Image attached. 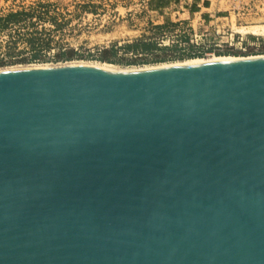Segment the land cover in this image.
Masks as SVG:
<instances>
[{
    "label": "water",
    "instance_id": "water-1",
    "mask_svg": "<svg viewBox=\"0 0 264 264\" xmlns=\"http://www.w3.org/2000/svg\"><path fill=\"white\" fill-rule=\"evenodd\" d=\"M0 264H264V55L0 69Z\"/></svg>",
    "mask_w": 264,
    "mask_h": 264
},
{
    "label": "rangeland",
    "instance_id": "rangeland-1",
    "mask_svg": "<svg viewBox=\"0 0 264 264\" xmlns=\"http://www.w3.org/2000/svg\"><path fill=\"white\" fill-rule=\"evenodd\" d=\"M192 2L150 0L144 8L136 0H0L3 18L30 13L1 22L0 69L75 62L128 69L264 55V35L246 32L264 26V0H210L213 16L189 14Z\"/></svg>",
    "mask_w": 264,
    "mask_h": 264
},
{
    "label": "bare ground",
    "instance_id": "bare-ground-1",
    "mask_svg": "<svg viewBox=\"0 0 264 264\" xmlns=\"http://www.w3.org/2000/svg\"><path fill=\"white\" fill-rule=\"evenodd\" d=\"M246 32L249 33H253L256 35H264V26L263 25H256V26H252L251 28L247 29ZM242 58V57H240ZM217 59H229V60H233V59H239L238 57H218V56H214L212 58H203V59H194V60H187L184 62H178V63H192V62H202V61H207V60H217ZM178 63H173V64H178ZM70 64H92V65H98V66H102L105 68H109L112 70H129V69H139V68H128V69H117L116 67L113 66H108L105 64H100V63H91V62H75V63H70ZM163 65H169V64H163ZM163 65H158V66H163ZM149 67H155V66H144V67H140V68H149Z\"/></svg>",
    "mask_w": 264,
    "mask_h": 264
},
{
    "label": "crops",
    "instance_id": "crops-1",
    "mask_svg": "<svg viewBox=\"0 0 264 264\" xmlns=\"http://www.w3.org/2000/svg\"><path fill=\"white\" fill-rule=\"evenodd\" d=\"M167 1H169V0H167ZM158 2L163 3L164 0H158ZM170 4H171V1H170ZM208 4H210V0H193L192 3L188 4V7L186 9H187L189 14L190 13H194L195 14V13H198V12H203L204 9H205L207 11V13H209V16H213L208 11L209 8L211 7L212 3L209 6H208ZM198 8H200V10H197Z\"/></svg>",
    "mask_w": 264,
    "mask_h": 264
},
{
    "label": "trees",
    "instance_id": "trees-1",
    "mask_svg": "<svg viewBox=\"0 0 264 264\" xmlns=\"http://www.w3.org/2000/svg\"><path fill=\"white\" fill-rule=\"evenodd\" d=\"M30 13L28 12H12L8 14L5 18L0 16V25L1 22L4 21L2 24L4 26H7L12 23L20 22L22 19H25L26 16H29ZM135 47H138V44L134 45ZM145 47L149 48L150 46L148 44H144Z\"/></svg>",
    "mask_w": 264,
    "mask_h": 264
},
{
    "label": "built area",
    "instance_id": "built-area-1",
    "mask_svg": "<svg viewBox=\"0 0 264 264\" xmlns=\"http://www.w3.org/2000/svg\"><path fill=\"white\" fill-rule=\"evenodd\" d=\"M140 1L144 8H148L150 0H136Z\"/></svg>",
    "mask_w": 264,
    "mask_h": 264
}]
</instances>
